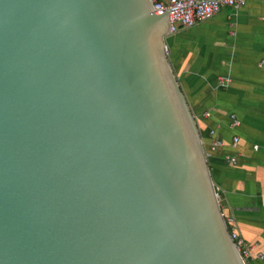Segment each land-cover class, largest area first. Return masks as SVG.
Wrapping results in <instances>:
<instances>
[{
  "label": "water",
  "instance_id": "obj_1",
  "mask_svg": "<svg viewBox=\"0 0 264 264\" xmlns=\"http://www.w3.org/2000/svg\"><path fill=\"white\" fill-rule=\"evenodd\" d=\"M151 0H0V264H247Z\"/></svg>",
  "mask_w": 264,
  "mask_h": 264
},
{
  "label": "crops",
  "instance_id": "obj_2",
  "mask_svg": "<svg viewBox=\"0 0 264 264\" xmlns=\"http://www.w3.org/2000/svg\"><path fill=\"white\" fill-rule=\"evenodd\" d=\"M262 19L264 0H246L240 9L224 7L196 25L167 32L164 39L176 81L198 123L220 209L234 219L246 243L257 245L248 264H264V258L255 257H264ZM215 141L222 144L213 150Z\"/></svg>",
  "mask_w": 264,
  "mask_h": 264
},
{
  "label": "built area",
  "instance_id": "obj_3",
  "mask_svg": "<svg viewBox=\"0 0 264 264\" xmlns=\"http://www.w3.org/2000/svg\"><path fill=\"white\" fill-rule=\"evenodd\" d=\"M153 11L156 14L165 13L168 18L169 27L167 32L173 33L179 27H190L198 24L199 22L209 19L214 15L221 12L224 7H231L234 9H240L245 6L246 0H151ZM263 20V19H262ZM264 21V20H263ZM263 64V61L259 63V67ZM234 126H238L236 121L233 122ZM214 135V133L212 132ZM237 139H234V143ZM221 141H215L213 143V150L220 147ZM227 161L234 164V158H226ZM217 196L218 191H217ZM226 224L230 231V236L235 242L237 248L241 252L246 263L252 260L253 253L257 245H250L242 239L235 230L234 219L225 218ZM258 259H263L261 254L255 255Z\"/></svg>",
  "mask_w": 264,
  "mask_h": 264
}]
</instances>
